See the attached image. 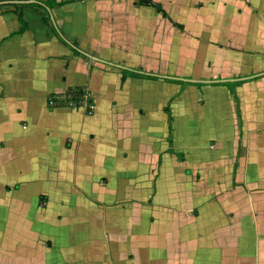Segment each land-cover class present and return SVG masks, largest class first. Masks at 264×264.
<instances>
[{
    "label": "crops",
    "instance_id": "obj_1",
    "mask_svg": "<svg viewBox=\"0 0 264 264\" xmlns=\"http://www.w3.org/2000/svg\"><path fill=\"white\" fill-rule=\"evenodd\" d=\"M152 2L0 5V264H264V0Z\"/></svg>",
    "mask_w": 264,
    "mask_h": 264
},
{
    "label": "trees",
    "instance_id": "obj_2",
    "mask_svg": "<svg viewBox=\"0 0 264 264\" xmlns=\"http://www.w3.org/2000/svg\"><path fill=\"white\" fill-rule=\"evenodd\" d=\"M68 2V0H60V1H56V0H34L33 3H23V2H19V1H15L12 3H5V4H10L13 9L15 10L17 19L20 23L19 27L17 30H15L14 32H21L22 30H24L25 28V23L23 21L22 18V9L25 7H30L33 9H36V11L40 14V20L42 23H49V29L50 31H52L57 37L58 39L65 43L68 47H71L72 50L74 52H80L79 49L76 47L77 42H75L74 40H67L57 29V26H55L54 24H52V22L50 21V11L52 9L53 6H58V5H62L64 3ZM140 3L142 4H154V2H152V0H139ZM1 5V4H0ZM124 72H135L132 69H121ZM144 73V72H143ZM146 74H151V73H146ZM221 82V81H219ZM222 83H226L229 84L231 82H226V81H222ZM199 84V83H197Z\"/></svg>",
    "mask_w": 264,
    "mask_h": 264
},
{
    "label": "built area",
    "instance_id": "obj_3",
    "mask_svg": "<svg viewBox=\"0 0 264 264\" xmlns=\"http://www.w3.org/2000/svg\"><path fill=\"white\" fill-rule=\"evenodd\" d=\"M89 92L84 89L69 88L61 93H49L46 96V104L56 108L83 107L88 113H92L93 106L88 100Z\"/></svg>",
    "mask_w": 264,
    "mask_h": 264
},
{
    "label": "water",
    "instance_id": "obj_4",
    "mask_svg": "<svg viewBox=\"0 0 264 264\" xmlns=\"http://www.w3.org/2000/svg\"><path fill=\"white\" fill-rule=\"evenodd\" d=\"M15 1L23 2V3H33L34 2V0H0V4L12 3V2H15ZM115 65H118V64H115ZM118 66L120 67V65H118ZM257 74L264 75V71L258 72V73L254 74V75H257ZM247 77H249V76H245V78H247ZM182 79L192 80L191 78H182ZM227 80L234 81V80H237V79H227Z\"/></svg>",
    "mask_w": 264,
    "mask_h": 264
}]
</instances>
